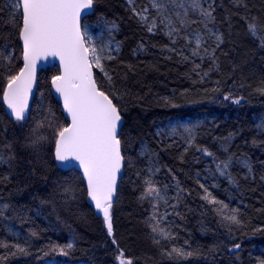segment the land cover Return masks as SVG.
Segmentation results:
<instances>
[{
    "label": "trees",
    "instance_id": "trees-1",
    "mask_svg": "<svg viewBox=\"0 0 264 264\" xmlns=\"http://www.w3.org/2000/svg\"><path fill=\"white\" fill-rule=\"evenodd\" d=\"M94 2V12L84 22L105 19L116 24L121 44L115 59L105 61L113 75L112 91L119 97L114 102L125 119L119 136L125 174L112 209L119 249L133 264H259L264 260V95L257 89L264 85V48L249 35L246 19L255 17L264 27V0H212L213 26L224 38L215 52V63L209 56L203 60L192 57L183 39L173 45L162 30L149 33L127 0ZM13 15L9 0H0V54L12 56L10 63L0 59V149L6 161L10 153L15 156L0 165V206L8 205L0 208V217L5 214L9 219H0V243H20L27 247V254L11 255L14 248L0 247V257H5L0 264H45L53 259L64 264H118L117 246L103 218L88 202L82 173L76 168L63 169L55 158L56 131L69 125L51 86L60 67L41 71L28 120L17 122L7 112L3 100L7 77L23 67L20 21L13 23ZM173 46L189 59L182 61L176 52L167 50ZM196 64L200 68L193 71ZM96 78L108 92L109 85L97 69ZM216 88L219 91H213ZM226 95L243 99L237 104L226 100ZM189 117L205 120L197 129L195 146L187 152L186 142L158 135L163 122ZM40 137L45 139L37 147L29 146L31 139ZM196 146L207 148L221 160L233 154L238 159L246 157L252 173L234 162L229 171L235 182L230 183L217 172L213 157L197 151ZM142 149L155 154L161 169L158 175L148 172L150 159L140 155ZM149 176L160 189L168 185L178 192L173 216L163 222L174 238L159 244L148 222L156 201L141 199ZM201 184L227 208L221 212V205L202 199ZM233 209L238 210L241 225L224 219ZM69 242L74 247L68 256L52 250ZM236 243L241 245L239 250L233 249ZM173 246L193 255L170 258L164 253Z\"/></svg>",
    "mask_w": 264,
    "mask_h": 264
},
{
    "label": "snow or ice",
    "instance_id": "snow-or-ice-1",
    "mask_svg": "<svg viewBox=\"0 0 264 264\" xmlns=\"http://www.w3.org/2000/svg\"><path fill=\"white\" fill-rule=\"evenodd\" d=\"M239 2L240 0H237V3ZM127 3L131 12L149 33H154L159 28L164 31L173 45L183 39L185 47H191L192 57L200 56L203 60L204 56H209L215 63V52L224 43V38L221 33L209 27L215 21V6L212 0H149L155 15L150 13L149 6L138 8L136 0H127ZM93 4L94 0H12L11 8L14 13L12 22L15 23L18 18L20 21L18 35L23 42V67L17 75L7 77L3 100L11 110L15 121H25L28 118V99L36 78L37 61L49 57L58 58L61 74L53 76L51 83L55 92L62 98L63 108L70 116L71 123L66 127H59L56 131L55 158L57 161L67 162L66 166H75L72 161L78 162L86 178L87 195L94 202L95 209L103 214L107 234L113 238L112 243L117 246L118 264H133V260L126 257L124 251L119 249L113 232L112 209L117 190V177L125 165L126 158L122 153V143L118 134V128L122 123L121 109L113 103V100H119V97L115 91H112L115 87L113 75L105 67V61L114 60L115 56L112 55L111 46L97 47L87 24L81 23L82 13L91 10ZM168 5H175L179 10H170ZM190 13H195L199 19L192 20ZM192 24H199L201 27L188 32L187 29ZM112 27L115 28V25ZM246 27L249 35L259 40L260 46L264 48V27L259 25L257 18L246 19ZM209 40L213 42L212 46H207ZM140 50H143V45L140 46ZM167 50L176 52L182 61L189 59L183 54V50L177 51L174 46ZM115 51H119L118 44ZM0 59L10 63L12 56L3 53L0 54ZM94 68L98 69L106 79L109 85L108 92L101 90L102 85H98ZM199 68L200 65L196 64L193 71ZM213 70L214 67L205 71L201 80ZM257 91L264 95V85ZM224 98L233 99L231 95H226ZM242 99L236 97L233 102L239 104ZM42 126L43 123L37 125V127ZM51 126L49 121V127ZM183 131L187 133L185 147L187 152L188 148L195 146V137L192 129L185 127ZM44 139V137L33 138L29 146L35 148ZM7 147L11 149V145ZM196 147L197 151L205 156L213 157L217 172L220 176L228 178L230 183L235 182L229 171L234 162L241 164L249 174L252 173V165L246 157L238 159L233 154L221 160L207 148ZM223 150L225 153L229 152L227 147ZM140 155L155 154L142 149ZM14 159V154L10 153L7 161L0 157V163ZM158 171L159 168L155 166L148 169L150 174ZM261 179L264 180V176ZM144 184L141 199L156 201L152 204L153 213L148 220L153 238L157 244L161 240L169 241L174 238L173 233L169 227L163 226L168 214L158 215L159 201L167 205V200L150 176L145 179ZM200 187L204 190L202 199L211 204L221 205V212L227 208L222 201L212 197L203 184ZM7 207L6 204L0 206V208ZM238 215V210L233 209L232 214L224 216V219L230 224L241 225L242 221L238 219ZM229 231L231 232V229ZM31 235L35 236L36 233L33 232ZM28 243L29 241L25 240L24 244ZM0 247L14 248L16 251L10 253L11 255L27 254V247L20 243H0ZM73 247L74 243L69 242L63 247L53 246L52 250H58L61 255L68 256ZM240 247L239 243L233 245L235 250H239ZM164 254L170 258L193 255L192 252H186L175 246ZM4 258L0 257V259ZM259 264H264V260L259 261Z\"/></svg>",
    "mask_w": 264,
    "mask_h": 264
},
{
    "label": "rangeland",
    "instance_id": "rangeland-1",
    "mask_svg": "<svg viewBox=\"0 0 264 264\" xmlns=\"http://www.w3.org/2000/svg\"><path fill=\"white\" fill-rule=\"evenodd\" d=\"M12 0H9V6L11 8ZM136 5L138 8H143L145 6H149L150 13L152 15H155V10L151 9L149 5V0H136ZM169 9H176L175 5H168ZM12 9V8H11ZM179 10V9H176ZM190 18L192 20H198L199 17L195 13H190ZM175 19V17H174ZM84 23L88 26V31L92 35L94 39V43L97 45V47L104 45V46H111L112 55L119 53L121 50V44L117 39V32H118V26L114 23L108 22L105 19H100L98 22H91L89 20H86ZM112 25H115V28L112 27ZM213 29V31H217V29L213 26V23L209 25ZM159 29V28H158ZM193 29H198L197 24H192L189 29H187L188 32H191ZM164 32V31H163ZM218 32V31H217ZM183 34V33H182ZM212 42L211 40L208 41V44ZM117 44L119 45V51H115ZM98 70V69H97ZM205 120V118L202 117H189L185 119H169L162 124L158 126L157 133L160 137L170 138V139H179L182 142H186L187 140V133L184 132V128H190L192 129V134L195 137L197 133L198 127L201 125V123ZM261 126L264 127V123L261 121ZM149 156L150 159V167H157L159 168L158 172L152 173L153 176L158 175L161 171L159 163L156 160V157ZM0 157L4 158L3 152L0 149ZM5 159V158H4ZM5 163H0V165H4ZM177 189L172 186H162L161 188V194L165 197L167 200V205L163 201H160V214L164 215L167 213V220H169L173 216V210L175 207H172V205L176 206V195H177ZM1 222L9 221L8 218H6L5 214L0 217ZM20 237L22 236L21 231H17ZM262 250H264V247H262ZM45 264H64L60 263L57 260H49ZM78 264H89L88 262H80Z\"/></svg>",
    "mask_w": 264,
    "mask_h": 264
},
{
    "label": "water",
    "instance_id": "water-1",
    "mask_svg": "<svg viewBox=\"0 0 264 264\" xmlns=\"http://www.w3.org/2000/svg\"><path fill=\"white\" fill-rule=\"evenodd\" d=\"M94 8H95V2H94V4H93V8H92L91 10H88V11H86L85 13H82V20H81V23H82V24L84 23V19H85V17L88 16V15H90V14H92V13L94 12ZM21 42H22V40H21ZM22 45H23V42H22ZM55 65H58V66L60 67L58 58L49 57V58L46 59V60H45V59H41V60L37 61L36 78H35V81H34V83H33L32 92L30 93V95H29V99H28V105H29V107H28V118H27L26 120H28V119L30 118V115H31V110H32V106H33L34 98H35V95H36V92H37V89H38V85H39V75H40L41 71H42V70H46V69H48L49 67H53V66H55ZM60 71H61V68H60ZM93 72H94V74H95V78H96V70H95V68L93 69ZM60 74H61V72H60ZM60 74H59V75H60ZM96 80H97V78H96ZM97 83H98V81H97ZM98 85H99V84H98ZM51 86H52V83H51ZM101 90H102V89H101ZM52 91H53V94H54L55 98H56V99L62 104V108H63V100H62V98L60 97V95H59L58 93L55 92L53 86H52ZM113 103H115L114 100H113ZM5 105H6L7 112L12 116V114H11V110L7 107V104H6V103H5ZM63 111H64L65 116H66L67 119L69 120V124H70V123H71V118H70V116H69L68 113L64 110V108H63ZM12 117H13V116H12ZM121 117H122V123H121L120 127L118 128V134H119V136H120L121 130H122V128H123V126H124V122H125L124 116H123L122 114H121ZM26 120H25V121H26ZM122 153H123V149H122ZM56 161H57V160H56ZM57 163H58V165H59L60 167H62V168L65 169V170H70V169H74V168L78 169V170L82 173V176H83V178H84V181H85V183H86V185H87L86 178H85L84 175H83V170L78 166V162H76V161H72V164L75 165V166H66V165H67V162H60V161H57ZM124 174H125V165H124V167L122 168L121 172L118 174V177H117V190H116V193H115V195H114V202H113V204H114V203L116 202V200H117L118 190H119V186H120V181H121V179L123 178ZM88 202H89V204L94 208V210H95V212L97 213V215L103 218V214L100 213V212H98V211L95 209L94 202H92V201L89 199V197H88ZM112 220H113V232H114V234H115V231H114V217H113V215H112Z\"/></svg>",
    "mask_w": 264,
    "mask_h": 264
}]
</instances>
